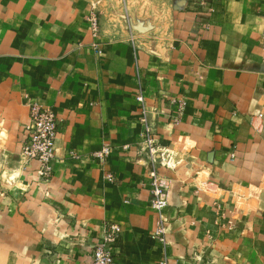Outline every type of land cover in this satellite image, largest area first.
<instances>
[{"label":"crops","instance_id":"obj_1","mask_svg":"<svg viewBox=\"0 0 264 264\" xmlns=\"http://www.w3.org/2000/svg\"><path fill=\"white\" fill-rule=\"evenodd\" d=\"M263 35L264 0H0V264H91L106 223L114 264H264ZM32 102L58 122L47 180L19 157Z\"/></svg>","mask_w":264,"mask_h":264},{"label":"built area","instance_id":"obj_2","mask_svg":"<svg viewBox=\"0 0 264 264\" xmlns=\"http://www.w3.org/2000/svg\"><path fill=\"white\" fill-rule=\"evenodd\" d=\"M262 43V61L264 63V36ZM142 102V98L139 99ZM143 104V102H142ZM144 139L141 152L151 165V206L157 213V228L154 233L155 239L162 244L165 243V222L163 210L167 207L166 190L161 185L156 172L157 165H163L160 146L153 138L152 130L147 123L145 109L143 108ZM27 142L22 147V156L25 161H36L39 164L38 174L42 179H47L50 172V163L54 155V144L58 133L55 116L48 108H43L33 104L30 112V124L28 126ZM109 150L104 147L95 153V157L104 160L108 156ZM106 180L113 182L111 173L106 174ZM121 233V228L116 223H106L103 227V234L92 250L91 264H114V254L112 246L116 243ZM166 264V262H163Z\"/></svg>","mask_w":264,"mask_h":264},{"label":"rangeland","instance_id":"obj_3","mask_svg":"<svg viewBox=\"0 0 264 264\" xmlns=\"http://www.w3.org/2000/svg\"><path fill=\"white\" fill-rule=\"evenodd\" d=\"M123 3V2H122ZM201 3H202V1H201ZM124 5V4H123ZM97 6V5H96ZM203 6H209V9H211L210 7L212 6V3H210V2H204V5ZM125 7V6H124ZM97 14V15H96ZM96 14H92L91 15V17H90V24H91V27H92V31H93V33L96 35L97 33H98V27H99V16H98V13L96 12ZM129 33L131 34V39H130V41L131 42H133V34L135 33H133V31H129ZM139 35L140 36H143V38H145V37H147V38H149L150 40H151V42H153V41H160L162 38H165V35H163L162 33H152V32H149L148 30H146V31H142V32H139ZM264 36V35H263ZM262 36V37H263ZM94 50L98 53V54H100V49L97 47V46H95L94 47ZM262 63H263V61H262ZM264 64V63H263ZM140 98H142V102H143V97H142V95L141 94H139L138 95V97H137V101L140 103V105H141V107H142V112H144L143 111V108L145 109V106L143 105L144 104V102H143V104H142V102L139 100ZM33 104H36V105H39V106H41L40 104H38V103H35V102H32V103H29L28 104V124H27V126H26V132L28 131V126H29V124H30V112H31V106L33 105ZM41 107H43V106H41ZM43 108H45V107H43ZM180 108H183V104H181V106H180ZM49 109V108H48ZM50 110V109H49ZM51 111V110H50ZM182 111V110H181ZM146 113V112H145ZM144 115V114H143ZM143 115H142V119H143ZM55 116V115H54ZM142 119H141V123H142V126H143V133H142V142H141V144H140V147H139V153H140V155H141V157H144L145 158V156L143 155V153L141 152V150H142V148L144 147L143 146V139H144V124H143V122H142ZM146 119H147V123L149 124V126H150V128H151V130H152V134H153V138H154V131H153V127H152V125L150 124V122L148 121V118H147V116H146ZM55 120H56V117H55ZM56 123H58L57 122V120H56ZM57 127H58V124H57ZM27 135H28V132H27ZM57 135H58V133H57ZM28 137V136H27ZM26 142H27V139H26ZM25 142V143H26ZM24 143V144H25ZM24 144L21 146V149H20V153H19V157H20V161L22 162V163H28L27 161H25V159H24V157L22 156V147L24 146ZM157 145H158V143H157ZM159 146V145H158ZM104 148V147H103ZM107 148V147H106ZM109 150V149H108ZM109 154V153H108ZM107 158V157H106ZM146 159V158H145ZM146 161H148L147 159H146ZM148 163H149V161H148ZM150 164V163H149ZM163 164L164 165H168V162L167 161H164L163 162ZM151 166V165H150ZM158 166V165H157ZM159 166H161V165H159ZM171 166H172V164H171ZM38 171H39V169H38ZM112 174V173H111ZM113 175V174H112ZM114 177V176H113ZM41 178V177H40ZM47 179H49V177L47 178ZM47 179H43V180H47ZM97 244V242L92 246V249H91V251L93 250V248H94V246Z\"/></svg>","mask_w":264,"mask_h":264}]
</instances>
